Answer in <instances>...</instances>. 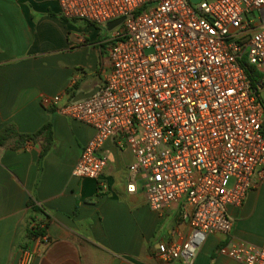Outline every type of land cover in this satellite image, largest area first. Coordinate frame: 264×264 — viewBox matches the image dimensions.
Segmentation results:
<instances>
[{
  "label": "built area",
  "instance_id": "2783aa9c",
  "mask_svg": "<svg viewBox=\"0 0 264 264\" xmlns=\"http://www.w3.org/2000/svg\"><path fill=\"white\" fill-rule=\"evenodd\" d=\"M56 1L68 20L107 27L123 19L112 30L98 93L74 102L75 79L63 95L42 98L94 131L73 177L107 189L104 145L128 148L135 162L127 192L144 189L159 213L183 204L181 219L191 227L183 243L159 244L157 257L194 264L209 236L232 234L228 209L242 207L264 179V0ZM30 229L47 228L33 221ZM219 254L264 264V247L245 242H229ZM36 255L24 247L18 264H34Z\"/></svg>",
  "mask_w": 264,
  "mask_h": 264
},
{
  "label": "crops",
  "instance_id": "0c3cea01",
  "mask_svg": "<svg viewBox=\"0 0 264 264\" xmlns=\"http://www.w3.org/2000/svg\"><path fill=\"white\" fill-rule=\"evenodd\" d=\"M61 17L56 0H0V132L13 126L34 134L51 124L53 140L41 162L42 141L20 150L14 140L0 147V264H18L28 246L37 251L34 264H165L158 245L181 244L191 232L181 219L185 206L159 213L150 209L144 189L128 193L135 158L116 140L101 151L108 159L107 189L73 177L94 131L42 105L43 97L63 95L75 79L76 96L95 91L109 69L112 31ZM228 213L232 234L209 236L194 264H242L219 254L232 241L264 247V179ZM34 218H47L48 242L30 238Z\"/></svg>",
  "mask_w": 264,
  "mask_h": 264
},
{
  "label": "trees",
  "instance_id": "16d2710c",
  "mask_svg": "<svg viewBox=\"0 0 264 264\" xmlns=\"http://www.w3.org/2000/svg\"><path fill=\"white\" fill-rule=\"evenodd\" d=\"M63 20H66V18L61 17ZM68 20V19H67ZM92 25L91 23H89ZM252 81L257 82L258 79L262 78L261 75L257 73H252ZM76 96V88L73 91L72 97L75 98ZM14 140L15 141V148L16 150L24 149L27 145L30 144H39L41 142V153H40V162L48 155L52 148L53 140H52V126L51 124H47L42 129H40L38 132L34 134H20L17 132V130L13 126H8L5 129H3L0 132V147H5L8 145V143ZM34 212L37 213L38 209L37 207L33 208ZM35 220V218L32 220V222ZM46 225L48 220L47 218L43 222ZM46 230H35L32 231L29 229V236L31 239H34L35 237L40 236L41 234H45Z\"/></svg>",
  "mask_w": 264,
  "mask_h": 264
},
{
  "label": "water",
  "instance_id": "95a60500",
  "mask_svg": "<svg viewBox=\"0 0 264 264\" xmlns=\"http://www.w3.org/2000/svg\"><path fill=\"white\" fill-rule=\"evenodd\" d=\"M192 3H197L199 2L200 0H190ZM123 21V19H119V20H116V21H113V22H110L108 25H107V30L108 31H112L116 26H118L121 22ZM100 88H97L95 91H92L90 93H80L79 95H77L74 99V102H78V101H81V100H85V99H88V98H91L93 97L96 93H98Z\"/></svg>",
  "mask_w": 264,
  "mask_h": 264
},
{
  "label": "rangeland",
  "instance_id": "374dc122",
  "mask_svg": "<svg viewBox=\"0 0 264 264\" xmlns=\"http://www.w3.org/2000/svg\"><path fill=\"white\" fill-rule=\"evenodd\" d=\"M103 29H104V31L106 32V35L110 34L109 32H107V29H106V28H103ZM261 99H262V101H263V103H264V90H263L262 93H261Z\"/></svg>",
  "mask_w": 264,
  "mask_h": 264
}]
</instances>
